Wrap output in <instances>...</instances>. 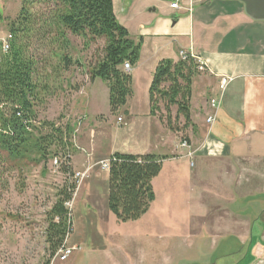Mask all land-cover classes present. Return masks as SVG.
<instances>
[{"label":"crops","instance_id":"0c3cea01","mask_svg":"<svg viewBox=\"0 0 264 264\" xmlns=\"http://www.w3.org/2000/svg\"><path fill=\"white\" fill-rule=\"evenodd\" d=\"M172 2L113 0L117 21L142 46L139 62L130 72L133 94L117 112L123 114L114 132L118 144L101 158L110 159L116 153L168 157L154 179L166 191L185 184L180 167L183 161L189 163L197 196L191 214L208 220L215 238L214 249H189L194 257L190 264H264V0H184L179 10L171 9ZM181 52L199 58L208 72L198 73L192 83L190 148L176 150L180 133L168 131L157 115H151L149 90L158 64L179 61ZM77 59L82 60L78 55ZM138 75L146 77L141 101ZM226 78L232 81L222 95L220 82ZM72 80H66V88L71 84L75 89ZM98 81L77 97L84 99L80 106H72L74 114L88 113L89 99L92 107L96 104ZM213 99L220 102L216 109L210 106ZM213 114L214 121L208 123ZM113 122L104 120V133ZM234 244L241 249H230ZM96 251L101 261L109 254V249ZM145 263L154 262L146 258ZM108 264L120 262L110 258Z\"/></svg>","mask_w":264,"mask_h":264},{"label":"rangeland","instance_id":"374dc122","mask_svg":"<svg viewBox=\"0 0 264 264\" xmlns=\"http://www.w3.org/2000/svg\"><path fill=\"white\" fill-rule=\"evenodd\" d=\"M21 7L22 0H0V42L10 35ZM66 39L73 42L68 50L75 59L67 72L62 70L63 65L59 67L56 58L62 51L61 43H56L53 49L48 47L47 41L40 38H23L21 41L22 44L28 42L25 56L34 58L36 69L39 72L45 70L50 75L47 83L51 89L47 88L45 93L41 90L44 80H39L42 82L36 91L38 96L34 102L37 121L33 123L35 128L32 132L50 135V130L40 127L44 122L53 123L55 128L65 132L64 142L67 146L65 149L51 148L53 153L46 165L30 164L26 160L20 167H15L7 160L4 152H0V264H52L54 256L49 251L50 245L46 238L48 213L59 199V193L74 185L76 189L73 200L66 205L70 211L71 225L65 247L75 246L76 251L67 261L57 260L55 264H68L73 260L80 264H108L110 258L112 262L120 264H146V258L153 264L192 263L194 257H190L192 253L189 249H214L215 238L208 230L209 221L197 220L191 214L197 196L195 185L190 180L189 163H181V171L185 174L182 181L185 184L177 186L178 189L175 187L172 191H166L167 188L159 180H153L155 201L140 221L119 222L109 212L106 186L108 177L104 168L109 159L101 156L109 154L110 147L118 144L114 132L118 129V124H121L119 119H123V114L113 115L110 112L109 89L100 79L96 83L93 98L96 104L92 107V100L89 99L88 113L76 115L72 112V106L75 103L80 106V101L84 99L77 97L84 95L86 86L92 83L87 67L103 52L105 42L98 41L86 48L81 39L72 38L69 33ZM50 49H53L52 52ZM2 52L6 53L3 47ZM77 55L82 58V62H79ZM48 63L52 68L48 67ZM205 72L208 71L200 73ZM57 75L63 81L73 79L76 91L71 84L69 88L64 85L61 89L64 83L57 82ZM145 80V75H138L136 90L140 101L143 95L142 83ZM159 108L157 116L163 118L162 122H166L165 104L160 102ZM170 113L172 123L182 130L179 136L176 135L178 139L175 148L185 149L180 144L183 140L189 145L192 143V130L183 128L182 118L176 122V106L171 107ZM107 118L117 123L113 122L112 127L107 125L109 129L104 133L103 122ZM166 129L168 130L167 126ZM55 160L61 161L58 167H55ZM67 167L70 168L69 174L62 170ZM167 171L166 168V173ZM78 174H83V177L77 176ZM232 241L237 239L233 238ZM98 249H109V254L104 255V261L100 260L96 251ZM230 249L241 247L234 244ZM92 251L96 252L89 256Z\"/></svg>","mask_w":264,"mask_h":264},{"label":"trees","instance_id":"16d2710c","mask_svg":"<svg viewBox=\"0 0 264 264\" xmlns=\"http://www.w3.org/2000/svg\"><path fill=\"white\" fill-rule=\"evenodd\" d=\"M67 33L81 39L86 48L98 41L105 42L103 52L88 65L87 74L91 81L100 79L108 86L113 115L133 94L132 76L124 70V65H137L142 42L132 40L128 30L119 24L113 11V0H22L19 17L11 28L10 50L3 53L0 42V152H4L15 167H20L26 160L30 164L46 165L53 153L51 148L65 149L67 146L65 132L55 128L53 123L44 122L40 127L50 130V135L32 132L33 123L37 121L36 91L44 80L41 90L46 92L50 75L45 70L39 72L36 69L34 58L25 56L28 42L21 43L23 38L28 40L31 37L47 41L48 47L61 43L62 51L56 58L65 72L73 65L67 53L70 45ZM48 67L52 68V65L48 63ZM198 73L193 60H163L155 70L149 90L151 115L160 112L159 103L163 102L167 113L163 123L173 133L182 132L172 123L170 112L173 106L177 107L176 122L182 118L184 129L193 127L192 83ZM63 80L57 75L58 83ZM62 83L61 89L66 81ZM167 159L120 153L109 159L107 208L119 222L138 221L149 211L155 201L153 180L160 175L163 161ZM62 170L70 173L68 167ZM75 189L74 185L62 190L48 213L46 238L52 256L67 240L71 220L66 205L73 200Z\"/></svg>","mask_w":264,"mask_h":264},{"label":"built area","instance_id":"2783aa9c","mask_svg":"<svg viewBox=\"0 0 264 264\" xmlns=\"http://www.w3.org/2000/svg\"><path fill=\"white\" fill-rule=\"evenodd\" d=\"M184 0H173V2L171 3L170 7L171 9L174 10H179L181 8V4L183 3ZM12 39L11 35H8L7 38L5 39H1V43H2V47H3V51L4 52H8L10 50V41ZM179 57L181 58V60L183 61H188V60H193L197 66H198V71L199 72H204V71H208L207 66L205 65V63H203L199 58L195 57L193 54H187L185 52H181ZM132 67L130 66L129 63H125L124 65V70L127 73L131 72ZM232 80L231 79H222L220 82V90L221 93L223 95V93L225 92L226 88L228 87V85L230 84ZM219 100L217 99H213L210 102L211 108L212 109H216L219 105ZM215 119V114L211 115L208 118V122L212 123ZM119 121H122L121 119H119ZM181 148H186L189 149L190 145L188 144V142L186 140H183V142L180 144ZM191 153L189 152V157H191ZM55 167H58L61 164V161L59 160H55L54 161ZM104 168L108 171L109 170V160L108 162H106L104 164ZM79 177H83L82 175H77ZM76 251V247L72 246V247H65V244L53 255V261L52 264H55V262H65L67 261L72 255L73 253Z\"/></svg>","mask_w":264,"mask_h":264}]
</instances>
